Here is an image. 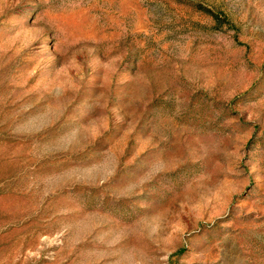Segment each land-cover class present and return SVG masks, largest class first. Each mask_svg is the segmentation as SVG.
I'll list each match as a JSON object with an SVG mask.
<instances>
[{"label": "rangeland", "instance_id": "374dc122", "mask_svg": "<svg viewBox=\"0 0 264 264\" xmlns=\"http://www.w3.org/2000/svg\"><path fill=\"white\" fill-rule=\"evenodd\" d=\"M0 264H264V0H0Z\"/></svg>", "mask_w": 264, "mask_h": 264}, {"label": "trees", "instance_id": "16d2710c", "mask_svg": "<svg viewBox=\"0 0 264 264\" xmlns=\"http://www.w3.org/2000/svg\"><path fill=\"white\" fill-rule=\"evenodd\" d=\"M207 12H209L211 15H213V16H215L216 18H217V16L215 15V13L213 12V11H211V10H206Z\"/></svg>", "mask_w": 264, "mask_h": 264}]
</instances>
